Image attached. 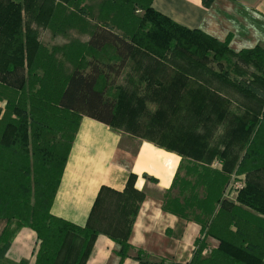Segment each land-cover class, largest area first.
I'll use <instances>...</instances> for the list:
<instances>
[{"label":"trees","instance_id":"trees-1","mask_svg":"<svg viewBox=\"0 0 264 264\" xmlns=\"http://www.w3.org/2000/svg\"><path fill=\"white\" fill-rule=\"evenodd\" d=\"M211 1L203 3L207 6ZM83 2L0 0V79H9L16 68L21 72L23 67L32 69L38 45L31 22L52 28L57 20L75 22L77 17L76 24H88L89 37L83 45L90 53L83 65L59 74L52 93L46 90L50 73L38 81L39 88L31 90V96H40L45 110L32 103L27 110L25 101L14 102L0 117V221H4L0 258L15 233L29 227L37 241L34 264H85L100 232L118 244L119 264L128 256L137 264H181L152 261L143 249L129 242L143 197L133 187L134 174H129L122 192L107 186L99 189L83 226L52 214L79 120L88 116L123 127L180 155L162 209L200 226L188 264H264V217L259 215L264 216V184L255 176L251 178V173L264 170V47L233 51L229 36L221 41L200 29L183 26L156 10L152 0H100L97 14ZM81 12L95 22H86ZM108 48L113 58H101ZM139 48L186 74L188 113L198 124L225 121L232 103L243 110L245 116H239L237 124H225L227 139L223 147H208L209 125L205 130L208 134L188 129V134H181L184 138L153 140V133L159 132L145 123L142 115L157 120L160 108L151 112L146 109L147 92L138 90L131 74L126 75L133 79L127 84L116 83ZM211 61L217 68L210 66ZM0 89L8 91L6 85L0 84ZM50 111L57 113L51 115ZM16 112L18 115L12 118ZM62 119L72 121L74 126L69 128V135H63L64 140L56 141L55 133L62 132L65 125ZM162 129L172 135L167 127ZM240 151L243 154L239 159ZM213 159L220 160L222 167H212ZM234 169L248 175L235 202L223 198ZM174 188L175 194L171 191ZM209 237L218 244L205 255Z\"/></svg>","mask_w":264,"mask_h":264},{"label":"crops","instance_id":"crops-1","mask_svg":"<svg viewBox=\"0 0 264 264\" xmlns=\"http://www.w3.org/2000/svg\"><path fill=\"white\" fill-rule=\"evenodd\" d=\"M152 6L177 23L197 28L225 40L233 51L264 47V0H152ZM180 155L155 145L144 136L81 116L62 178L51 208L52 214L85 225L102 186L122 192L129 174L133 187L143 194L132 224L129 242L143 249L152 261L188 264L200 226L162 209L165 192L178 171ZM173 194L177 192L174 188ZM210 251L218 241L207 238ZM36 234L29 227L13 236L0 264H34ZM118 244L105 233L94 239L85 264H119ZM121 264H137L126 257Z\"/></svg>","mask_w":264,"mask_h":264},{"label":"rangeland","instance_id":"rangeland-1","mask_svg":"<svg viewBox=\"0 0 264 264\" xmlns=\"http://www.w3.org/2000/svg\"><path fill=\"white\" fill-rule=\"evenodd\" d=\"M57 1L62 2V0ZM99 1L100 0H84L83 4H90L93 10L92 13L97 14ZM74 12L76 14L80 13V11L77 10ZM138 13L141 12L138 11ZM81 15L86 22H95V20H91V16H88V14H86V16L84 12H81ZM76 23L77 17H75V22L57 20V26H52V28L31 22V25L36 31V41L39 48L37 47L33 54V58L35 59L31 70L27 71V69L23 67L24 69L21 72L20 69L18 70V68H16L14 74H11L9 79H0V84L2 86L6 85L8 89V91L0 89V117L6 111L8 105L14 102L19 103L25 101L27 110L31 108V103L32 105H42L43 107L41 110H45L46 104L43 105L40 103V96H38V98H33L31 96V90L35 92L39 88L40 84L38 81L50 73L47 77H51V81L49 85H47L46 90L48 93H52L57 86L58 76L61 72H69L75 65H83L84 61L90 57L89 51L84 49L83 45L89 37L86 28L88 24L78 25ZM100 57L103 59L104 57L107 59L113 58L112 50L108 48ZM210 66L217 68L216 62L213 61L210 62ZM53 69H55V72H53ZM251 70L254 69L251 68ZM129 74H131L134 79L138 90L142 94L145 91L147 92L145 99V104L147 105L146 109L151 112L160 108L161 116L157 119V123H155L157 121L155 120L156 118H152L153 120H151L146 114L142 115L144 122L152 124L154 126L153 128L157 129L159 132V134L156 132L153 133V140L164 141L163 139L166 138H184V135L181 134H188V129H196L197 131L207 133L205 130L208 128L209 124H198L195 118L188 113V77L181 69L155 55L144 54L141 48H139L135 57L128 61L127 66L121 72L116 83L127 84L129 80H133L126 76ZM23 79L25 80L24 82ZM176 80L180 81L176 82ZM8 98L14 101H10ZM10 108L12 109V106ZM228 108L231 114L226 117L225 121L220 122L219 120H215L209 125L210 134L207 133L209 142L208 147H223L224 140L227 139L225 124H237L238 117L243 114V110L235 103L230 104ZM208 111L211 114L213 113L211 107H209ZM50 112L52 113L51 115H56L57 113L56 111ZM15 115H18V113H12V118L16 117ZM242 116H245V114ZM60 121L65 125L62 132L55 133L56 141L64 140V136L66 137L69 135L70 129L74 126L72 121L70 123L67 121L65 122L63 119ZM162 127H167L169 134L174 136L171 137L172 135H166L168 133L162 129ZM170 128L172 130L171 132ZM242 154L243 151H240L239 159ZM210 165L214 168H221L222 162L218 159H213ZM183 173L184 171L182 170L181 174ZM254 176L260 183L264 184V170L251 173V178H254ZM246 177H248L246 173L238 174L234 169V171L230 173L229 180L225 185L223 198L235 202L238 190L245 185ZM259 215L264 217L261 214ZM3 226L4 221H0V232ZM206 248H208V245ZM209 252L210 251H203L205 255L209 254Z\"/></svg>","mask_w":264,"mask_h":264}]
</instances>
